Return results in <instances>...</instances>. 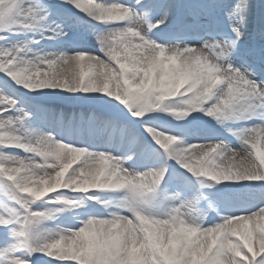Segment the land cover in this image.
<instances>
[{
    "label": "snow or ice",
    "instance_id": "obj_1",
    "mask_svg": "<svg viewBox=\"0 0 264 264\" xmlns=\"http://www.w3.org/2000/svg\"><path fill=\"white\" fill-rule=\"evenodd\" d=\"M0 264H264V0H0Z\"/></svg>",
    "mask_w": 264,
    "mask_h": 264
}]
</instances>
